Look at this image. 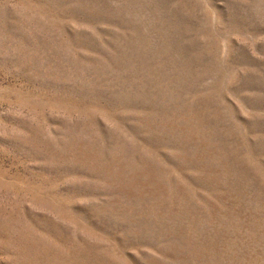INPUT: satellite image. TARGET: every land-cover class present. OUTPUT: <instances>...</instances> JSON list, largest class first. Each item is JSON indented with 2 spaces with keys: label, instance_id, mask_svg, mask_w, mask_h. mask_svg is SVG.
Returning <instances> with one entry per match:
<instances>
[{
  "label": "rangeland",
  "instance_id": "rangeland-1",
  "mask_svg": "<svg viewBox=\"0 0 264 264\" xmlns=\"http://www.w3.org/2000/svg\"><path fill=\"white\" fill-rule=\"evenodd\" d=\"M0 264H264V0H0Z\"/></svg>",
  "mask_w": 264,
  "mask_h": 264
}]
</instances>
